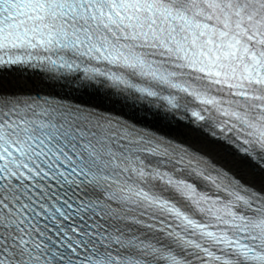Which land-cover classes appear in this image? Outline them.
Returning a JSON list of instances; mask_svg holds the SVG:
<instances>
[{"label":"snow or ice","instance_id":"obj_1","mask_svg":"<svg viewBox=\"0 0 264 264\" xmlns=\"http://www.w3.org/2000/svg\"><path fill=\"white\" fill-rule=\"evenodd\" d=\"M5 70L111 93L264 169V0H0ZM0 264H264V190L201 144L0 85Z\"/></svg>","mask_w":264,"mask_h":264},{"label":"bare ground","instance_id":"obj_2","mask_svg":"<svg viewBox=\"0 0 264 264\" xmlns=\"http://www.w3.org/2000/svg\"><path fill=\"white\" fill-rule=\"evenodd\" d=\"M0 85L5 89L18 91L35 88L39 91L52 89L57 92H62L63 90L71 91L74 96H79L88 102L100 103L104 107H111L116 111L138 117L145 122L156 125L162 132L164 130V132H169L171 135L186 142L203 145L207 150L214 152L216 158L233 173L257 188L264 190V170L244 156L237 154L225 145L211 140L202 132L190 128L183 122L144 110L141 107H131L103 91L95 89L74 90L72 87H66L59 82H45L39 75H33L32 73L21 74L17 70H5L0 72Z\"/></svg>","mask_w":264,"mask_h":264},{"label":"rangeland","instance_id":"obj_3","mask_svg":"<svg viewBox=\"0 0 264 264\" xmlns=\"http://www.w3.org/2000/svg\"><path fill=\"white\" fill-rule=\"evenodd\" d=\"M55 89H52V90H45V92H50V91H54ZM19 91H23V92H29V91H39V90H37V88H35V89H22V90H19ZM42 91H44V90H42ZM76 98L77 99H79V100H82V101H84V102H88L87 100H85V99H82V98H80L79 96H76ZM89 103H91V102H89ZM91 104H94V105H96V106H100V107H103V108H106V109H112L111 107H104L102 104H100V103H96V102H93V103H91ZM154 125V124H153ZM178 138V137H177ZM180 139V138H179ZM182 140V139H181ZM237 175V174H236Z\"/></svg>","mask_w":264,"mask_h":264}]
</instances>
